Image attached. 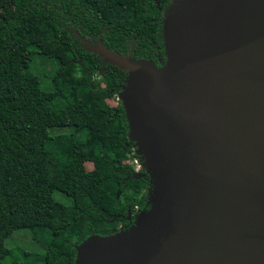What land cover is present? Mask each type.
<instances>
[{
	"label": "water",
	"instance_id": "1",
	"mask_svg": "<svg viewBox=\"0 0 264 264\" xmlns=\"http://www.w3.org/2000/svg\"><path fill=\"white\" fill-rule=\"evenodd\" d=\"M163 15L161 68L88 49L127 73L118 101L157 191L75 264H264V0H170Z\"/></svg>",
	"mask_w": 264,
	"mask_h": 264
},
{
	"label": "trees",
	"instance_id": "2",
	"mask_svg": "<svg viewBox=\"0 0 264 264\" xmlns=\"http://www.w3.org/2000/svg\"><path fill=\"white\" fill-rule=\"evenodd\" d=\"M1 1V0H0ZM170 0H15L14 14L0 19V46L14 39L25 53L16 73L0 71V264H75L91 236L112 237L148 214L150 178L135 171L128 121L116 99L127 73L89 48L121 58L166 62L163 12ZM48 36L52 53L39 40ZM67 148L54 159L59 178L49 187L26 181L47 154L52 131ZM99 164L103 172L87 171ZM58 193L70 204L55 199ZM27 231L37 251L5 241Z\"/></svg>",
	"mask_w": 264,
	"mask_h": 264
},
{
	"label": "rangeland",
	"instance_id": "3",
	"mask_svg": "<svg viewBox=\"0 0 264 264\" xmlns=\"http://www.w3.org/2000/svg\"><path fill=\"white\" fill-rule=\"evenodd\" d=\"M14 2L15 0H1L0 1V19L9 20L14 14ZM39 46L43 53H52L55 49V45L53 41L48 36H43L39 40ZM26 57L25 53H20L14 49V39L8 38L3 41L0 46V71L5 73H16L20 71L22 68L24 59ZM119 97L116 99L108 100L107 103L111 106H116ZM67 148V136L64 131L55 130L52 131V139L50 141V145L48 148L47 154L43 155L34 169L27 175L26 181L29 185L33 187H49L53 181L59 178V175L56 172L54 159L58 156L61 151H64ZM135 152H141L139 149L134 148ZM137 154V153H136ZM135 154V155H136ZM139 159L133 160L137 161V165L139 166V170L142 169L143 164V156L142 153H139ZM136 165V166H137ZM134 168H137V167ZM87 171H98L103 172L104 168L99 164H86ZM157 191V185L155 180H152L151 185L148 189L149 198L152 194H155ZM55 199L59 202L67 205L70 204V201L56 193ZM138 217L137 215L135 216ZM138 219V218H137ZM139 220V219H138ZM140 222V220H139ZM5 245L8 247L20 246L27 251H37L38 247L31 242L30 236L27 231L21 230L14 232L10 238L5 241ZM53 254H48V262L50 264H59L58 261Z\"/></svg>",
	"mask_w": 264,
	"mask_h": 264
},
{
	"label": "bare ground",
	"instance_id": "4",
	"mask_svg": "<svg viewBox=\"0 0 264 264\" xmlns=\"http://www.w3.org/2000/svg\"><path fill=\"white\" fill-rule=\"evenodd\" d=\"M170 68L171 69H173L174 68V63H172L171 65H170ZM125 94V93H124ZM135 137H134V134H131V139H134ZM148 160H149V158H148Z\"/></svg>",
	"mask_w": 264,
	"mask_h": 264
},
{
	"label": "built area",
	"instance_id": "5",
	"mask_svg": "<svg viewBox=\"0 0 264 264\" xmlns=\"http://www.w3.org/2000/svg\"><path fill=\"white\" fill-rule=\"evenodd\" d=\"M137 164H138L137 161H134V167H135ZM136 167H137V168H135V171H139V166L137 165Z\"/></svg>",
	"mask_w": 264,
	"mask_h": 264
}]
</instances>
